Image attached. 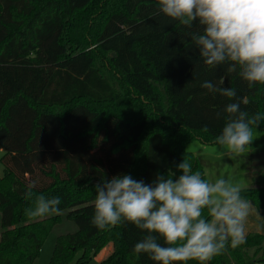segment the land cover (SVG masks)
Here are the masks:
<instances>
[{
    "label": "trees",
    "instance_id": "16d2710c",
    "mask_svg": "<svg viewBox=\"0 0 264 264\" xmlns=\"http://www.w3.org/2000/svg\"><path fill=\"white\" fill-rule=\"evenodd\" d=\"M201 31L158 13L157 0H0V264H33L62 212L77 231L56 239L50 264H89L107 245L100 264H154L133 252L145 232L91 223L95 185L121 174L175 179L183 159L204 177L186 145H214L229 103L264 114V85L249 88L228 64L207 66L190 35ZM252 174L242 195L264 211V166ZM32 181L61 198L58 214L24 215ZM210 264H264V235Z\"/></svg>",
    "mask_w": 264,
    "mask_h": 264
},
{
    "label": "clouds",
    "instance_id": "9594fccd",
    "mask_svg": "<svg viewBox=\"0 0 264 264\" xmlns=\"http://www.w3.org/2000/svg\"><path fill=\"white\" fill-rule=\"evenodd\" d=\"M157 8L187 28L198 22L202 31L190 35L207 66L228 64L227 71L238 70L249 88L264 85V0H157ZM201 87L229 100L236 97L235 89L209 81ZM224 112L226 122L214 138L217 157H246L264 114L250 115L238 102L227 104ZM177 170L182 174L175 179L174 173L157 175L151 184L127 174L102 180L94 188L91 223L102 230L130 223L145 232L133 252L146 254L154 264H210L227 247L246 243L252 217L259 221L256 230L264 231V215L242 195L239 183L205 179L187 159ZM36 186V181L27 185L24 199L31 206L24 215L39 220L58 214L61 198L37 193Z\"/></svg>",
    "mask_w": 264,
    "mask_h": 264
},
{
    "label": "rangeland",
    "instance_id": "374dc122",
    "mask_svg": "<svg viewBox=\"0 0 264 264\" xmlns=\"http://www.w3.org/2000/svg\"><path fill=\"white\" fill-rule=\"evenodd\" d=\"M255 140L251 145L250 152L246 157L229 159L227 157L219 159L217 157L218 146L205 145L198 140H193L186 145L185 151L191 153L201 164L204 178L215 180L217 178L231 179L239 183L243 189L251 187L250 179L247 175L249 166L261 163L264 166V131L254 129ZM1 159V154H0ZM260 165H258L259 167ZM3 176V166L0 163V178ZM67 212L59 214V222L52 228L47 236L38 258L33 264H50V258L54 249L55 241L58 237L73 234L77 231L74 223L66 219ZM1 232V231H0ZM108 248V249H107ZM107 250L111 251L110 245L102 248L89 264H100L106 257Z\"/></svg>",
    "mask_w": 264,
    "mask_h": 264
},
{
    "label": "crops",
    "instance_id": "0c3cea01",
    "mask_svg": "<svg viewBox=\"0 0 264 264\" xmlns=\"http://www.w3.org/2000/svg\"><path fill=\"white\" fill-rule=\"evenodd\" d=\"M263 162V161H262ZM261 162V163H262ZM261 163L259 162L257 165L256 164H254L253 163V165L250 167L249 166V169H248V172H247V175H248V177H249V179H250V182L252 183V179H253V174H252V172H253V170L254 169H257V168H259V167H261ZM258 165H260L259 167H258ZM261 212V215H264V211H260ZM257 223H259V221H257L256 219H255V217H252L251 218V222H250V227H249V231H248V234H250V233H257V234H263L264 235V231H257L256 230V228H255V224H257ZM108 249V248H107ZM110 253V251L109 250H107V255ZM106 255V256H107Z\"/></svg>",
    "mask_w": 264,
    "mask_h": 264
}]
</instances>
